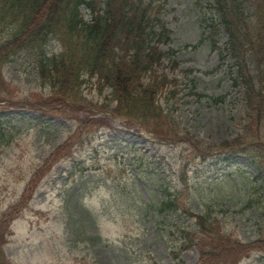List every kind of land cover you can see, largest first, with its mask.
I'll list each match as a JSON object with an SVG mask.
<instances>
[{
	"label": "rangeland",
	"instance_id": "374dc122",
	"mask_svg": "<svg viewBox=\"0 0 264 264\" xmlns=\"http://www.w3.org/2000/svg\"><path fill=\"white\" fill-rule=\"evenodd\" d=\"M143 2L152 8L151 23L158 31L164 24L170 35L160 38L166 55L154 65L173 81L160 100L166 133L158 140L110 113L99 104L111 90L99 86L85 89L99 106L57 105L44 120L6 106L14 129L0 138V215L27 191L33 196L12 221L10 264H195L200 249L191 238L207 245L217 239L188 209L209 212L219 234L245 243L264 238V175L247 157L264 150H226V141L247 137L248 118L243 89L233 82L234 58L220 53L228 35L210 26L218 14L208 0ZM3 73L14 102L44 104L49 96L32 51L13 57ZM68 139L66 154L38 188L25 190L33 170ZM237 258L236 264H264L257 250Z\"/></svg>",
	"mask_w": 264,
	"mask_h": 264
},
{
	"label": "trees",
	"instance_id": "16d2710c",
	"mask_svg": "<svg viewBox=\"0 0 264 264\" xmlns=\"http://www.w3.org/2000/svg\"><path fill=\"white\" fill-rule=\"evenodd\" d=\"M128 1L123 0L117 8L108 3L100 10L94 2L87 0H0V99L18 105L4 83L3 70L12 57L30 50L35 56L42 84L50 88L49 96L42 98L44 104L35 102L41 111L46 106L59 104L73 107L92 104L84 96V89L91 79H96L93 84L112 89L113 98L107 102L112 112L138 120L150 127L154 134L163 135L162 124L166 119L160 100L173 81L166 72L157 74L154 65L166 55L156 43L165 33L157 29L150 33V13L142 0ZM208 1L219 14V24L228 35L224 51L234 58L233 66L238 71L237 76H233L234 84L243 89L248 118L244 126L247 137L238 135L227 141V147L234 149L233 152L249 154V148L264 150V130H261L264 128V0ZM85 3L96 11L90 20L80 12V5ZM212 24L220 27L216 22ZM162 31L167 30L163 28ZM52 37L60 41V50L48 55L46 43ZM114 101L116 104L110 108ZM23 103L31 108L35 105L27 100ZM6 117L1 111V139L13 131V124ZM255 128L259 129L255 131ZM250 130L253 132H247ZM67 146H58L47 157L40 172L50 169L49 162L57 161ZM247 157L258 167L257 174L264 175V155L247 154ZM187 211L196 218L206 235L217 239L207 245L191 238V244L200 249L196 264H224L231 255V264H236L241 258L237 256L244 253L254 250L264 253V238L261 236L248 243L233 239L231 235L219 234L210 227L209 212L196 214L191 209ZM0 224L2 236L8 224L4 220ZM0 264H7L1 244Z\"/></svg>",
	"mask_w": 264,
	"mask_h": 264
}]
</instances>
